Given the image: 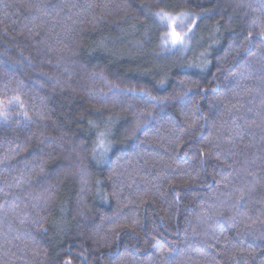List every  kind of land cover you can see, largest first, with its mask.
<instances>
[{
	"label": "trees",
	"instance_id": "1",
	"mask_svg": "<svg viewBox=\"0 0 264 264\" xmlns=\"http://www.w3.org/2000/svg\"><path fill=\"white\" fill-rule=\"evenodd\" d=\"M0 264H264V0H0Z\"/></svg>",
	"mask_w": 264,
	"mask_h": 264
},
{
	"label": "rangeland",
	"instance_id": "2",
	"mask_svg": "<svg viewBox=\"0 0 264 264\" xmlns=\"http://www.w3.org/2000/svg\"><path fill=\"white\" fill-rule=\"evenodd\" d=\"M160 19L169 31V41L178 45V43L182 40L181 36H183L185 31H187L190 27V20L184 16L177 17L168 14H161Z\"/></svg>",
	"mask_w": 264,
	"mask_h": 264
}]
</instances>
